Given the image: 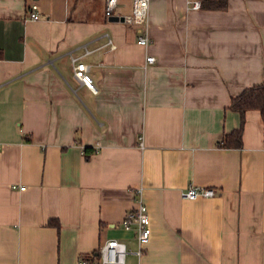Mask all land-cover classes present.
<instances>
[{"label": "crops", "instance_id": "1", "mask_svg": "<svg viewBox=\"0 0 264 264\" xmlns=\"http://www.w3.org/2000/svg\"><path fill=\"white\" fill-rule=\"evenodd\" d=\"M105 1L0 0V264H76L110 238L123 264H264L262 111H246L242 146L218 144L241 123L231 98L264 80V0H150L149 45ZM192 184L216 194L184 197ZM139 199L142 253L123 222Z\"/></svg>", "mask_w": 264, "mask_h": 264}, {"label": "built area", "instance_id": "2", "mask_svg": "<svg viewBox=\"0 0 264 264\" xmlns=\"http://www.w3.org/2000/svg\"><path fill=\"white\" fill-rule=\"evenodd\" d=\"M150 0H132V9L130 13L124 16V21L129 24H137L139 27V34L137 41L143 45H149L151 37L148 33V14H149ZM119 4V0H106L105 1V14L111 16ZM200 0H192L194 8L200 7ZM28 14L30 17L37 19L40 17L38 4L31 2L28 7ZM108 42L112 48L116 47L115 42L109 36ZM147 62H154L156 57L154 54H148L146 57ZM74 74L82 83L86 84L93 91H97L98 87L94 82L90 67L88 63L80 60L78 56H73ZM1 147V145H0ZM21 188H24L23 186ZM184 197H210L216 194V190L212 186L190 185L181 191ZM124 225L130 227L132 222L135 223L137 229V239L139 242L138 253H142L145 243L151 236L152 227L150 213L147 204L139 199L137 204L128 209L123 219ZM127 253L126 243L117 238H110L105 241L99 248L96 256H83L78 259L76 264H123Z\"/></svg>", "mask_w": 264, "mask_h": 264}, {"label": "trees", "instance_id": "3", "mask_svg": "<svg viewBox=\"0 0 264 264\" xmlns=\"http://www.w3.org/2000/svg\"><path fill=\"white\" fill-rule=\"evenodd\" d=\"M200 6L206 9H225L228 7V0H200ZM229 107L238 111L241 115V123L238 128L225 133L223 138L218 142L220 146H242V133L245 123L246 111L251 108H258L264 115V80L261 83L244 88L239 94L231 98ZM94 148L86 146L87 153H90ZM50 224L60 227L58 219H50ZM99 249L94 251V256L97 255Z\"/></svg>", "mask_w": 264, "mask_h": 264}, {"label": "water", "instance_id": "4", "mask_svg": "<svg viewBox=\"0 0 264 264\" xmlns=\"http://www.w3.org/2000/svg\"><path fill=\"white\" fill-rule=\"evenodd\" d=\"M110 20H124V16L123 15H117V14H112L111 16H109Z\"/></svg>", "mask_w": 264, "mask_h": 264}]
</instances>
